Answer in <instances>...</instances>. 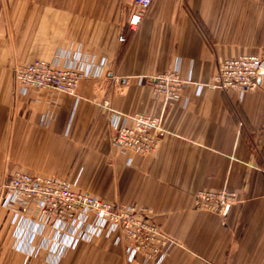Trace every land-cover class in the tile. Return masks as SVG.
Listing matches in <instances>:
<instances>
[{"label": "crops", "instance_id": "1", "mask_svg": "<svg viewBox=\"0 0 264 264\" xmlns=\"http://www.w3.org/2000/svg\"><path fill=\"white\" fill-rule=\"evenodd\" d=\"M133 11L124 0H0V199L15 172L66 179L110 203L151 210L173 241L160 264H264V81L242 97L210 88L196 95L223 60L256 56L264 66V0H154L129 31ZM54 57L105 65L73 96L17 91L16 67ZM175 63L190 83L166 105L131 79ZM104 101L121 125L134 114L159 117L156 149L128 163L111 147ZM224 187L237 199L223 216L201 209L198 192ZM10 216L0 205V264H23ZM26 264L48 263L40 254ZM59 264L154 263L127 262L121 244L96 238Z\"/></svg>", "mask_w": 264, "mask_h": 264}, {"label": "built area", "instance_id": "2", "mask_svg": "<svg viewBox=\"0 0 264 264\" xmlns=\"http://www.w3.org/2000/svg\"><path fill=\"white\" fill-rule=\"evenodd\" d=\"M154 0H124L133 7L127 27L134 31ZM124 42L125 37L119 36ZM93 61L86 57L81 65L60 62V59L34 60L14 70V79L19 93L28 90H53L71 95L75 93L80 79L98 77L105 65L101 60L94 69ZM136 85H147L166 105L175 101L190 79L179 75V64L154 76L131 78ZM119 83L118 77H112ZM264 81V66L256 56H238L218 64L210 83L200 84L196 95L203 88L222 92L233 91L239 97L260 89ZM102 107L109 111L111 147L127 157L152 153L158 145L159 117L134 114L127 116L128 123L120 124L122 115L110 109L107 101ZM1 207L10 212L12 247L23 255V264L40 254L48 264H59L61 259L80 243L96 238L110 239L123 246L127 262L141 257L160 264L173 241L160 229L152 218L151 210L137 206L110 203L89 192L78 190L75 183L42 174L15 172L3 186ZM196 199L206 211L223 216L237 197L226 187L217 192L200 191Z\"/></svg>", "mask_w": 264, "mask_h": 264}, {"label": "rangeland", "instance_id": "3", "mask_svg": "<svg viewBox=\"0 0 264 264\" xmlns=\"http://www.w3.org/2000/svg\"><path fill=\"white\" fill-rule=\"evenodd\" d=\"M55 58H57V57H54L53 59H55ZM53 59H51V60H45V59H41V60H44V61H52ZM37 60V59H36ZM34 61V60H33ZM138 206V205H137ZM148 209V208H147Z\"/></svg>", "mask_w": 264, "mask_h": 264}]
</instances>
